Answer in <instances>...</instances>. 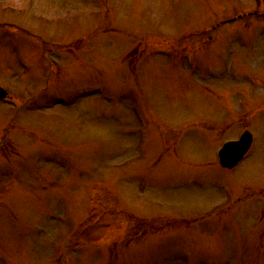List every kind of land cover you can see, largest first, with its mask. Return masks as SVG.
Wrapping results in <instances>:
<instances>
[{
  "label": "rangeland",
  "instance_id": "obj_1",
  "mask_svg": "<svg viewBox=\"0 0 264 264\" xmlns=\"http://www.w3.org/2000/svg\"><path fill=\"white\" fill-rule=\"evenodd\" d=\"M263 15L0 0V264H264Z\"/></svg>",
  "mask_w": 264,
  "mask_h": 264
},
{
  "label": "water",
  "instance_id": "obj_2",
  "mask_svg": "<svg viewBox=\"0 0 264 264\" xmlns=\"http://www.w3.org/2000/svg\"><path fill=\"white\" fill-rule=\"evenodd\" d=\"M6 93L0 89V99H4ZM252 137L244 133L238 142L228 143L219 152V162L223 168L231 169L243 158L251 146Z\"/></svg>",
  "mask_w": 264,
  "mask_h": 264
}]
</instances>
